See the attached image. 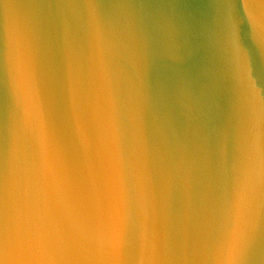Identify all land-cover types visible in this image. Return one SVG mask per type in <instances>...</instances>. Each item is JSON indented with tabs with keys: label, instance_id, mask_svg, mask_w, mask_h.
Wrapping results in <instances>:
<instances>
[{
	"label": "water",
	"instance_id": "95a60500",
	"mask_svg": "<svg viewBox=\"0 0 264 264\" xmlns=\"http://www.w3.org/2000/svg\"><path fill=\"white\" fill-rule=\"evenodd\" d=\"M264 264V0H0V264Z\"/></svg>",
	"mask_w": 264,
	"mask_h": 264
},
{
	"label": "snow or ice",
	"instance_id": "6c2138e0",
	"mask_svg": "<svg viewBox=\"0 0 264 264\" xmlns=\"http://www.w3.org/2000/svg\"><path fill=\"white\" fill-rule=\"evenodd\" d=\"M19 264H25V262H19ZM32 264H38V262H32Z\"/></svg>",
	"mask_w": 264,
	"mask_h": 264
}]
</instances>
